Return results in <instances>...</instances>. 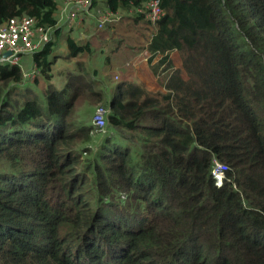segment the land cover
Wrapping results in <instances>:
<instances>
[{"label":"trees","instance_id":"16d2710c","mask_svg":"<svg viewBox=\"0 0 264 264\" xmlns=\"http://www.w3.org/2000/svg\"><path fill=\"white\" fill-rule=\"evenodd\" d=\"M61 1L0 0V26L28 17L56 38L32 55L40 94L0 63V264H264V0H159L145 50L165 92L108 93L104 49L70 34L66 82H50ZM150 1L104 6L138 22Z\"/></svg>","mask_w":264,"mask_h":264},{"label":"rangeland","instance_id":"374dc122","mask_svg":"<svg viewBox=\"0 0 264 264\" xmlns=\"http://www.w3.org/2000/svg\"><path fill=\"white\" fill-rule=\"evenodd\" d=\"M95 2L96 5L93 4V6L86 12L77 10L80 11L77 13L83 12L85 15H87L90 23H83V22L74 23L72 20L77 19L75 16H70V22L68 23L70 27L71 26L73 27V29H75L76 27V30H78V34L81 39H83L84 41L92 39V42L96 45L97 48L94 55H98L96 54L97 52L100 55V51L104 49L103 52L104 57L101 59V61L104 60L105 63H102L98 66L100 73L99 87H104L106 89V93H108V92H113L119 83L130 82L140 85L142 84L150 92H161V91L165 92V88L163 85L164 80L162 78H159L157 80L156 88L150 90L145 85V83L147 82H143L140 80V77L143 78L145 74L140 75L139 78L137 77L138 74L137 64H138V59L140 58L141 55L148 54V60H151L149 61L150 64L156 62L157 60H160V57L158 56H154V58L150 57L152 56V54L147 49L145 50L146 45H148L149 43L148 41L150 40L151 35L155 32L156 29L155 28L156 22H153L149 19L147 10L145 8L140 10V12L143 13L144 18L136 22L132 17L130 18L126 14L124 15L118 14L117 16H115L112 12H109L104 6L105 0H96ZM74 9L76 10L77 8L75 7ZM108 14H110L109 15L110 19L108 21L104 20V18L108 17ZM101 20H103L104 23L106 24L103 28H99V24L101 23ZM160 20L161 18L159 19V21ZM87 28H90L91 30ZM60 31L61 33L59 35V40L55 50L57 61L52 67L51 74L53 78L52 80H50V82L57 88H61L64 86L66 82L65 80L66 75L64 76L63 71L66 67H68L66 62L63 60V57L67 52V46L65 42H66V36L68 35V31H65L64 29L63 31L62 30ZM51 34L52 32H50V35ZM69 34L72 35V33ZM51 39L55 40L56 38L52 37ZM31 58L32 55L27 56L23 59L22 57L20 58V64L22 63L23 68L29 70L32 64ZM81 58L83 60L89 61L87 55H84ZM104 58H106V61ZM75 59L76 61H78L80 57ZM96 62H98V60L97 59L95 60L93 56L91 63L95 64ZM0 63L7 64V62H0ZM30 74L31 75L29 79L35 81L34 82L35 85L33 83H30L31 85L33 84L35 86V88L32 86L33 91L37 94L42 93L44 91L45 84H47V82H45L46 80L42 76L38 77V74L35 73L33 74L31 72ZM87 102L88 101L86 102L82 101L80 104L84 105L86 103L84 105L86 106L88 105ZM102 105L104 104L98 102L91 105L93 107L92 117L95 126H96L95 119L98 113L97 109ZM107 110H109V108H107ZM96 127L99 128L98 131L105 130V126L98 125Z\"/></svg>","mask_w":264,"mask_h":264},{"label":"built area","instance_id":"2783aa9c","mask_svg":"<svg viewBox=\"0 0 264 264\" xmlns=\"http://www.w3.org/2000/svg\"><path fill=\"white\" fill-rule=\"evenodd\" d=\"M69 4H74L76 10L88 11L95 0H67ZM148 17L151 21L157 22L165 15V11L160 5L159 0H151L148 3ZM109 13V12H108ZM110 14L104 20L110 19ZM105 25L101 20L99 28ZM51 39L50 29L38 27L34 23V19L22 17L14 19L9 23L0 26V62H7L11 64H19L20 58L24 55H33L35 52L42 49V47ZM7 51H11V55L4 57ZM31 73L37 74V68H34ZM30 72H26L24 76L30 77ZM96 115V126L105 125V116L109 113L106 107L100 106ZM227 166L221 162L216 161L213 168V175L218 186H222L226 177Z\"/></svg>","mask_w":264,"mask_h":264},{"label":"crops","instance_id":"0c3cea01","mask_svg":"<svg viewBox=\"0 0 264 264\" xmlns=\"http://www.w3.org/2000/svg\"><path fill=\"white\" fill-rule=\"evenodd\" d=\"M61 3H62V5L60 6V10H59V13L57 15V20H58L57 28L58 29H60L62 31L64 29L65 31H68V34H69V31H71L73 29V27L72 26L70 27L69 23H68V22H70V16H75L77 18V19L72 20L74 23H82V22L83 23H90L87 15H85L83 12L77 13L80 11H77L74 9L75 8L74 4H69L68 1H66V0H62ZM61 8H62V10H61ZM66 28H67V30H66ZM87 29H90V28H87ZM71 36L74 38L77 37V38L81 39L79 34H78V30H76V27H75V29L72 30ZM27 56H30V55H24V56H22V59L27 57ZM171 57L174 59V62L176 63L177 66H181V63H182L181 60L182 59H181V56L178 52H173L171 54ZM31 59H32V64H31V67L29 68V70L26 68H23V66H21L24 70V73L35 68L33 58H31ZM149 61L150 60H148V54L147 55L144 54V55L140 56V58L138 59V64H137V66H138L137 67V69H138L137 77L139 78L140 75L145 74V76L143 78L140 77V80L143 82H147V83H145V85L147 86L148 89L151 90V89L156 88L157 80L159 79V77L154 75L153 70L150 67H152V65H154V63H156L158 60L156 62L152 61L153 62V63H151L152 65L149 63ZM135 63H136V61H135Z\"/></svg>","mask_w":264,"mask_h":264},{"label":"water","instance_id":"95a60500","mask_svg":"<svg viewBox=\"0 0 264 264\" xmlns=\"http://www.w3.org/2000/svg\"><path fill=\"white\" fill-rule=\"evenodd\" d=\"M10 55H11V51H7V52L4 54V57L10 56Z\"/></svg>","mask_w":264,"mask_h":264},{"label":"clouds","instance_id":"9594fccd","mask_svg":"<svg viewBox=\"0 0 264 264\" xmlns=\"http://www.w3.org/2000/svg\"><path fill=\"white\" fill-rule=\"evenodd\" d=\"M20 64V63H19ZM33 70V69H32ZM25 74V73H24ZM225 181V180H224Z\"/></svg>","mask_w":264,"mask_h":264}]
</instances>
